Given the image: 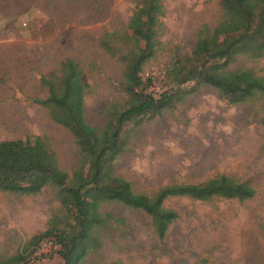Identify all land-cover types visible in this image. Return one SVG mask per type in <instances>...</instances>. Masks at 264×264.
Listing matches in <instances>:
<instances>
[{"label":"rangeland","instance_id":"obj_1","mask_svg":"<svg viewBox=\"0 0 264 264\" xmlns=\"http://www.w3.org/2000/svg\"><path fill=\"white\" fill-rule=\"evenodd\" d=\"M137 0H0V142L46 136L61 168L71 177L77 163L70 133L33 103L43 98L39 79L75 60L89 88L85 116L103 127L110 104L125 106L123 64L99 47L105 33L128 32ZM220 0H163L154 56L141 76L158 98L172 90L170 71L189 55L203 27L220 19ZM229 70L264 77V57L239 56ZM174 90L180 100L161 114L125 128L127 147L115 174L148 196L172 184H200L225 175L248 182L250 200L169 198L163 208L178 218L160 240L141 211L109 203L101 212L119 219L100 235L102 247L85 264H264V98L229 104L210 87L190 82ZM65 211L56 191L22 196L0 192V258L22 253L30 239L59 229ZM54 239H44L29 264H64ZM28 248L27 251H31Z\"/></svg>","mask_w":264,"mask_h":264},{"label":"trees","instance_id":"obj_2","mask_svg":"<svg viewBox=\"0 0 264 264\" xmlns=\"http://www.w3.org/2000/svg\"><path fill=\"white\" fill-rule=\"evenodd\" d=\"M221 16L212 28L199 32L189 55L176 61L170 74L172 90L155 98L141 76L143 66L154 56L164 16L163 0H137L129 19L128 32L105 33L100 48L123 64L125 106L110 104L100 129L85 116V95L89 88L79 64L66 59L58 69L41 76L43 98L33 103L45 109L50 119L67 130L76 145L77 163L71 177L61 168L46 136L0 142V192L22 196L39 194L44 188L56 191L65 211L64 223L33 236L22 253L0 264H29L44 239H54L56 255L64 264H85L90 253L102 247L100 235L114 222L110 213L101 212L109 203L143 212L154 234L162 240L178 218L174 210L163 208L169 198L194 201H245L256 191L248 182L225 175L200 184H172L153 195L137 194L130 183L115 174V161L126 151L125 128L147 116H156L186 94L174 90L190 82L212 88L229 104H244L264 98V77L247 70H229L239 57H264V0H220ZM264 124V123H263ZM32 248L31 251H27Z\"/></svg>","mask_w":264,"mask_h":264}]
</instances>
